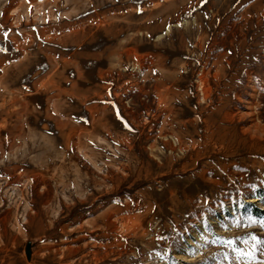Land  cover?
Returning a JSON list of instances; mask_svg holds the SVG:
<instances>
[{"label": "rangeland", "instance_id": "rangeland-1", "mask_svg": "<svg viewBox=\"0 0 264 264\" xmlns=\"http://www.w3.org/2000/svg\"><path fill=\"white\" fill-rule=\"evenodd\" d=\"M260 221L264 0H0V264H264Z\"/></svg>", "mask_w": 264, "mask_h": 264}, {"label": "water", "instance_id": "water-1", "mask_svg": "<svg viewBox=\"0 0 264 264\" xmlns=\"http://www.w3.org/2000/svg\"><path fill=\"white\" fill-rule=\"evenodd\" d=\"M26 254H27L28 258L31 257V243H28V245H27Z\"/></svg>", "mask_w": 264, "mask_h": 264}, {"label": "snow or ice", "instance_id": "snow-or-ice-1", "mask_svg": "<svg viewBox=\"0 0 264 264\" xmlns=\"http://www.w3.org/2000/svg\"><path fill=\"white\" fill-rule=\"evenodd\" d=\"M259 223L261 224L262 227H264V221H260ZM253 239H256V238L253 237Z\"/></svg>", "mask_w": 264, "mask_h": 264}]
</instances>
